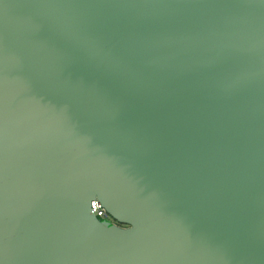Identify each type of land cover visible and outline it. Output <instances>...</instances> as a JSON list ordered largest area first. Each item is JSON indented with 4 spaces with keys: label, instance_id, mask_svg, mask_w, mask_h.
I'll return each mask as SVG.
<instances>
[{
    "label": "water",
    "instance_id": "95a60500",
    "mask_svg": "<svg viewBox=\"0 0 264 264\" xmlns=\"http://www.w3.org/2000/svg\"><path fill=\"white\" fill-rule=\"evenodd\" d=\"M0 264H264V0H0Z\"/></svg>",
    "mask_w": 264,
    "mask_h": 264
},
{
    "label": "built area",
    "instance_id": "2783aa9c",
    "mask_svg": "<svg viewBox=\"0 0 264 264\" xmlns=\"http://www.w3.org/2000/svg\"><path fill=\"white\" fill-rule=\"evenodd\" d=\"M92 210L97 217L105 218L108 220V222H113V220H111V218L105 212L104 208L99 204V202L96 201L92 203Z\"/></svg>",
    "mask_w": 264,
    "mask_h": 264
},
{
    "label": "trees",
    "instance_id": "16d2710c",
    "mask_svg": "<svg viewBox=\"0 0 264 264\" xmlns=\"http://www.w3.org/2000/svg\"><path fill=\"white\" fill-rule=\"evenodd\" d=\"M101 220H104L106 223H108V220L105 218H100Z\"/></svg>",
    "mask_w": 264,
    "mask_h": 264
}]
</instances>
